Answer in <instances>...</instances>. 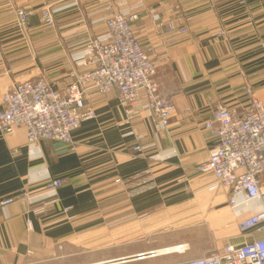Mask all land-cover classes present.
<instances>
[{
  "label": "crops",
  "instance_id": "0c3cea01",
  "mask_svg": "<svg viewBox=\"0 0 264 264\" xmlns=\"http://www.w3.org/2000/svg\"><path fill=\"white\" fill-rule=\"evenodd\" d=\"M117 1L108 11L100 0H0V106L16 82L44 76L63 90L75 80L73 71L92 69L77 64V58L89 37L106 33L105 16L123 10L137 13L132 27L151 47L156 81L175 107L168 126L157 130L147 112L127 114L117 91H89L87 101L97 117L73 131L71 143L30 144L25 126L13 134L0 129V201L23 191L31 197L0 204V264L95 262L77 263L81 252H91L78 247L79 242H113L99 241V231L143 245L109 259L184 242L191 249L189 241L157 243L169 242L161 235L179 229L189 231L194 242L209 244L202 258L264 238V230L238 228L261 209L260 201L232 207L229 190L198 169L214 146L204 126L217 105L241 115L249 101L247 85L264 99V0ZM44 6L55 10V25L42 23ZM16 8L33 11L27 33L19 28ZM169 21L188 28L175 44L168 42L172 35L165 27L157 26ZM137 144L144 149L135 150ZM136 176H145L149 188L135 192L142 188L138 181L126 188L115 182ZM56 178L67 182L48 189L47 182ZM167 223L170 229L158 232Z\"/></svg>",
  "mask_w": 264,
  "mask_h": 264
},
{
  "label": "built area",
  "instance_id": "2783aa9c",
  "mask_svg": "<svg viewBox=\"0 0 264 264\" xmlns=\"http://www.w3.org/2000/svg\"><path fill=\"white\" fill-rule=\"evenodd\" d=\"M100 1L107 4L108 11L112 9L111 4L118 2ZM119 2L124 3L126 0ZM40 11L44 25H55V10L51 6H44ZM32 13V10L24 8L14 10L19 28L24 33L28 31V20ZM137 18V13L110 11L104 19L106 33L99 37H89L85 49L77 58V64L90 65L92 69L82 73L73 71L72 77L75 80L63 90L54 89L44 76L13 84L2 98L0 129L4 133L13 134L17 126H25L30 144L43 139L71 143L73 131L97 117L95 107L87 101L89 91L98 95L117 91L127 114L133 116L139 110L145 111L157 130L165 129L175 107L156 81L157 64L150 53L151 47L140 42L132 27V22ZM157 26L165 27L166 32L172 35L168 39L171 44L188 33V28L178 21L160 22ZM219 33L226 34L224 29H220ZM246 93L249 101L241 115L219 104L212 117L205 121L204 128L214 137V146L208 159L198 167L200 173H211L223 188L229 190V203L232 207L260 201L261 209L239 222L241 233L264 230V186L261 183L264 174V99L250 85L246 86ZM134 149L142 151L144 146L137 144ZM134 180L138 181L137 186L142 189L150 182L145 176L117 177L115 182L126 188ZM66 182V178H56L49 180L46 185L48 189H54ZM19 198L31 200L29 194L23 191L1 200L0 204L5 207ZM70 208H64L65 212ZM176 246L175 249L163 246L129 255L126 257L131 259L126 261L181 255L190 249L186 242ZM117 260L119 258L86 264H101L104 261L115 264L120 262ZM183 264H264V238L241 246L228 245L219 252Z\"/></svg>",
  "mask_w": 264,
  "mask_h": 264
},
{
  "label": "rangeland",
  "instance_id": "374dc122",
  "mask_svg": "<svg viewBox=\"0 0 264 264\" xmlns=\"http://www.w3.org/2000/svg\"><path fill=\"white\" fill-rule=\"evenodd\" d=\"M137 191H144V188L135 190V192ZM116 218H120V216H116ZM169 229H170L169 223H167L165 226H160V229H158V232L168 231ZM110 234L115 235V232L99 231L97 234V239L99 241L100 240L104 241V239L106 240L112 239L113 242H79L78 249L80 251L91 249L90 250L91 252H87V253L81 252V254L78 255L77 263L84 262V261H90V260L95 261V262L101 261L103 259L107 260L109 258H106V257L124 254L126 252L136 251L143 247V245H141L140 243H136V242H120L122 240L120 236L110 237ZM160 238L165 239L169 242H157L159 245L174 244V243H177L178 241H189V243L191 244V249L189 252L185 254H181V255L172 254L168 256H162V257H157L153 259H146L142 261H134V262H129L125 264H183V263H187V262H190L196 259H200L205 253L208 252L207 247L209 246V244L207 242H194L195 239L192 238L190 232L187 230L179 229V230L168 231L164 233V235H161ZM203 251H204V254L199 255Z\"/></svg>",
  "mask_w": 264,
  "mask_h": 264
},
{
  "label": "bare ground",
  "instance_id": "6f19581e",
  "mask_svg": "<svg viewBox=\"0 0 264 264\" xmlns=\"http://www.w3.org/2000/svg\"><path fill=\"white\" fill-rule=\"evenodd\" d=\"M177 246L176 245H174V246H170V248H173V249H175ZM114 261V260H113ZM121 262V261H120ZM114 263H116V262H114ZM101 264H110V261H104V262H101Z\"/></svg>",
  "mask_w": 264,
  "mask_h": 264
},
{
  "label": "water",
  "instance_id": "95a60500",
  "mask_svg": "<svg viewBox=\"0 0 264 264\" xmlns=\"http://www.w3.org/2000/svg\"><path fill=\"white\" fill-rule=\"evenodd\" d=\"M129 259H131V258L130 257L119 258L120 261H126V260H129ZM119 260H117V261H119Z\"/></svg>",
  "mask_w": 264,
  "mask_h": 264
}]
</instances>
